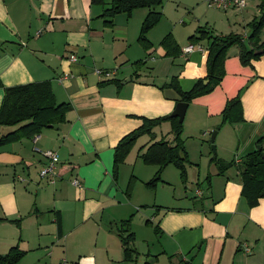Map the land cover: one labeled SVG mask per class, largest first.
Returning a JSON list of instances; mask_svg holds the SVG:
<instances>
[{
	"label": "crops",
	"instance_id": "0c3cea01",
	"mask_svg": "<svg viewBox=\"0 0 264 264\" xmlns=\"http://www.w3.org/2000/svg\"><path fill=\"white\" fill-rule=\"evenodd\" d=\"M111 1L0 0V107L6 87L43 81L51 82L59 103L71 107L66 122L44 128L37 141L23 138L0 148V256L18 246L24 255L16 264H179L184 257L188 264H264V198L249 205L236 165L221 173L209 153L204 190L196 188L192 202L190 195H178L167 205L147 185L143 147H134L115 173L119 141L143 117L171 114L180 94L168 84L177 78L188 91L205 78L209 51L207 40L190 39L199 27L177 32V24L159 30L158 23L147 33L151 47L144 46L139 37L150 9L118 13L108 24L102 15ZM253 2L234 11L244 26L258 13L260 0L256 9ZM230 18L226 31L205 29L236 33ZM245 31L247 44L248 26ZM191 43L205 51H185ZM239 53L238 46L229 49L222 81L189 103L183 121L186 137L195 128L202 138L218 129L221 160L241 159L264 137V54L244 65ZM96 68L118 71L107 80ZM239 95L243 120L223 124L227 102ZM7 130L0 126V135ZM154 131L157 141L171 126L165 122ZM152 141L147 137L145 146ZM47 150L60 155L54 183L40 176ZM75 178L81 187L72 183ZM124 221H130L124 227L134 232L139 252L131 261L121 240ZM149 226L154 236L146 255L138 230Z\"/></svg>",
	"mask_w": 264,
	"mask_h": 264
},
{
	"label": "trees",
	"instance_id": "16d2710c",
	"mask_svg": "<svg viewBox=\"0 0 264 264\" xmlns=\"http://www.w3.org/2000/svg\"><path fill=\"white\" fill-rule=\"evenodd\" d=\"M93 1L103 2L104 0ZM162 5V0H112L111 6L104 11L102 16L107 18L108 24H112V18L118 13L131 14L135 9L149 8L150 12L143 21L139 37L140 42L149 48L151 43L147 38V33L161 20L163 13L160 8ZM258 7L259 16L254 17L248 23L250 32L247 36V44L240 34L214 35L203 28L198 29V36H191L192 41L207 40L209 51L208 75L199 79L188 91L182 90L178 79L173 78L168 85L178 91L180 94L179 101L189 104L194 98L210 93L220 84L225 75L224 63L231 47H239L240 60L244 65L252 64L253 60L259 59L264 54V41L260 39L264 29V0H260ZM170 39L171 37L168 35L164 42ZM256 50H262V53L255 54ZM206 80H208L207 83H205ZM240 99L239 95L227 102L222 113L223 124L243 120ZM70 108L69 104L57 101L49 81L6 87L0 107V126L7 127L8 130L0 135V148L23 138L32 139L35 135L40 134L44 128L66 122V113ZM142 119L143 124L125 135L117 144L115 148V173L140 136L144 134L154 136V129L168 122L171 126L170 133L151 142L141 155L144 163L154 164L158 167L156 175L147 182V185L155 187L157 182L162 180L163 170L170 164L177 167L181 177L186 179L191 161L182 137L184 122H181L178 117H172L171 114L153 119L146 117ZM259 145L257 150L245 155L239 162H236L235 159L231 162H224L215 155L211 158V161L219 166L221 173L234 164L238 167L242 180V195L246 197L252 207L264 198V137L259 141ZM129 224L130 221L121 222L123 226L121 240L127 261L135 260L139 254L134 245V232L130 231L128 227H124V225L129 226ZM128 231L130 233L123 236ZM23 255L24 251L18 246L12 247L7 254L0 256V264H16Z\"/></svg>",
	"mask_w": 264,
	"mask_h": 264
},
{
	"label": "rangeland",
	"instance_id": "374dc122",
	"mask_svg": "<svg viewBox=\"0 0 264 264\" xmlns=\"http://www.w3.org/2000/svg\"><path fill=\"white\" fill-rule=\"evenodd\" d=\"M257 2L258 0H254L253 2V4L255 5V9ZM162 3L164 6V14L161 20L159 21L160 23V25L158 26L159 30L171 29L172 26L177 24L176 26L177 32H186V31L190 32L192 31L193 27L196 28L199 27L203 29L207 28L211 30H213L212 28H214L217 31H226L229 25V19H227V14H229V16L231 17L230 25L233 24V26L236 28L235 32L237 34L244 35L246 32L245 27L248 26V25L244 26L245 24L242 23V21L240 20L241 16L239 17L237 16L238 18H234L235 12H238V10L231 9L225 11L210 5L207 2V0H162ZM259 14L260 11L258 10L256 16H259ZM215 131L217 132L218 129L213 130V133ZM192 133L193 135L191 137L188 136L186 137L185 134L183 133V138L185 139V146L188 151L189 158L193 161V163L189 165L187 178L183 179L177 167L170 164L163 170L161 174L162 180L161 181L159 180L156 184L158 186L157 189H155L156 187L154 188L153 186H149L151 190L153 189L152 194H154V196H156V190H157L158 201L162 203V205L173 204V203L175 204L176 203L175 198L178 197V195L180 197H184L185 195H190L189 200L192 202L195 199L194 194L196 188H201L202 190H204V188L202 187L203 184L201 183L205 181L204 178L206 176L203 177L204 173H206L209 170L206 169V165L203 164L204 161L208 163L207 155L211 153L212 157L215 155L219 159H221L223 157L222 155H224L223 152L221 153L220 151H218L216 138L213 142H209L210 140H212L211 134L208 135L207 138H202L203 136H201V131L196 128L195 130H193ZM153 135L154 136H150L149 134H144L140 136L136 140L133 148L135 147L136 149H138L139 147L140 148L143 147L142 150L145 151L147 148L145 146L146 145L145 141L147 140V137L148 138L151 137V141L152 140L155 141L156 139L155 131ZM204 139L206 142L203 141ZM213 146H215L216 150L213 149ZM140 159L141 162H143L141 163V165L144 164L143 166H145L146 169L149 170L148 172L149 175H147V177L150 178L148 179L154 178L158 167L154 164L144 163L142 157H140ZM222 161L231 162L232 160L229 161L224 159ZM143 176L145 177V175ZM152 228L149 226L148 228H140L138 230V235L141 237V239H143L141 241L140 251H142V253H146V255L148 251L147 248L152 247L151 243L153 242L152 238L154 236Z\"/></svg>",
	"mask_w": 264,
	"mask_h": 264
},
{
	"label": "built area",
	"instance_id": "2783aa9c",
	"mask_svg": "<svg viewBox=\"0 0 264 264\" xmlns=\"http://www.w3.org/2000/svg\"><path fill=\"white\" fill-rule=\"evenodd\" d=\"M207 2L210 5L215 6L219 9H222L225 11H228L231 9L241 11V10L245 9L248 5V0H207ZM194 49H197L200 51H205V47L203 45L193 44V43L189 44V46L185 49V51H192ZM70 60L76 61L77 56L75 54L70 55ZM95 71L100 78L109 80V79H112L115 77L118 70L117 69L106 70L103 68H96ZM39 137H40L39 134L35 135L33 138L34 141H37V139ZM43 154L46 158V162H45L44 166L42 167V169L40 170V176L42 178H45L46 180H48L49 183H54L56 181V177L58 175L57 168H58V164L60 161V155H59L58 151H56V150H47V151H44ZM236 161L239 162L240 159L237 158ZM72 183L76 187L82 186L80 180L77 178L73 179ZM243 250L246 253H250L252 251V248L250 246H248L247 244H244ZM179 264H188V260L186 259V257H184L183 260Z\"/></svg>",
	"mask_w": 264,
	"mask_h": 264
},
{
	"label": "water",
	"instance_id": "95a60500",
	"mask_svg": "<svg viewBox=\"0 0 264 264\" xmlns=\"http://www.w3.org/2000/svg\"><path fill=\"white\" fill-rule=\"evenodd\" d=\"M262 53V50H256L255 51V54H261ZM208 80H206L205 83H207ZM188 103L187 102H184V101H179L174 109V111L171 113V116L172 117H178L179 120L182 122L184 121V118H185V115H186V111H187V108H188ZM53 126L54 128H59V125H51ZM216 131L212 134V140L214 141L215 139V136H216ZM260 146H258L259 148ZM213 149H215V146H213Z\"/></svg>",
	"mask_w": 264,
	"mask_h": 264
}]
</instances>
